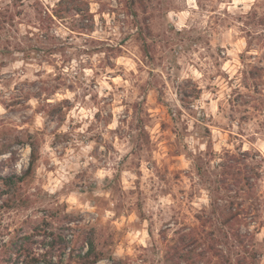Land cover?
Returning a JSON list of instances; mask_svg holds the SVG:
<instances>
[{"label":"rangeland","instance_id":"obj_1","mask_svg":"<svg viewBox=\"0 0 264 264\" xmlns=\"http://www.w3.org/2000/svg\"><path fill=\"white\" fill-rule=\"evenodd\" d=\"M58 1L0 0L1 173L35 137L28 193L78 212L121 264H163L197 225L210 147L258 151L264 199V0ZM255 247L264 264V225Z\"/></svg>","mask_w":264,"mask_h":264},{"label":"trees","instance_id":"obj_2","mask_svg":"<svg viewBox=\"0 0 264 264\" xmlns=\"http://www.w3.org/2000/svg\"><path fill=\"white\" fill-rule=\"evenodd\" d=\"M65 1L72 0H59L57 15ZM13 142L1 144L0 155L12 152ZM27 144L30 151L24 170L0 171V264H121L112 250L98 246L91 225L83 224L78 212L69 211L48 193H28L39 144L33 136ZM207 154L216 158L214 166L208 160L202 163L201 155L194 161L196 174L207 190L208 206L195 213L197 225L175 232L163 264H261L255 245L264 225L262 157L258 151L242 147L235 151L225 148L220 154L210 147ZM44 202L48 205L37 207ZM31 208L39 213L18 225L4 221L11 211Z\"/></svg>","mask_w":264,"mask_h":264}]
</instances>
